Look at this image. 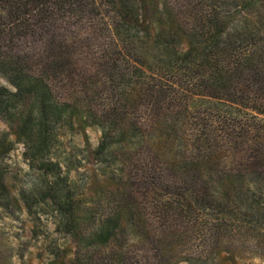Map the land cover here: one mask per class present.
<instances>
[{
	"label": "trees",
	"instance_id": "16d2710c",
	"mask_svg": "<svg viewBox=\"0 0 264 264\" xmlns=\"http://www.w3.org/2000/svg\"><path fill=\"white\" fill-rule=\"evenodd\" d=\"M159 1L0 0V79L4 81L0 121L6 125L0 128V204H20L6 179L4 163L19 144L32 169L53 177L39 196L54 206L58 224L71 232H78L81 221L96 226L80 237L83 259L76 258L75 264H152L142 256L146 244L155 255L160 252L163 264H198L211 255L212 246L222 247L224 242L240 241L264 257V118L260 117H264V0H178L185 3L176 12L159 6ZM149 10L159 17L157 31L150 37V22L144 16ZM176 13L190 14L195 23L194 49L191 46L181 54L169 48L183 40L181 23L173 22ZM73 28L111 39L115 32L116 45L120 42L121 50L132 56L134 48L150 68L174 69L183 64L185 74L200 76V88L240 100L254 111L232 139L231 159L222 161L206 143L196 142L189 152L180 114L171 108L172 95L145 79L137 66L125 79L126 61L111 54L106 60L116 99L106 123L102 122L92 109V74L86 77L75 70L69 45L61 38ZM30 41L43 48L37 56L23 48ZM149 41L153 43L147 50ZM243 46L248 48L245 53ZM64 88L72 90L67 98L62 96ZM140 102L152 110L148 115L153 118V131L148 135L140 133L135 120ZM87 126L100 128L104 142L109 128H114L119 144L129 143L130 148L121 151L119 166H136V149L157 135L162 167L156 165L159 171L152 175L151 164H140L145 168L144 181L166 194L153 205L159 210L157 225L131 193L132 179L121 175L112 190L99 191L98 199L105 202L99 217L93 207L80 212L73 196L77 187L65 181L79 148L74 143L68 146L66 139L72 141ZM104 150L100 143L95 154ZM108 154L113 157L114 151ZM155 227H161L162 234Z\"/></svg>",
	"mask_w": 264,
	"mask_h": 264
},
{
	"label": "rangeland",
	"instance_id": "374dc122",
	"mask_svg": "<svg viewBox=\"0 0 264 264\" xmlns=\"http://www.w3.org/2000/svg\"><path fill=\"white\" fill-rule=\"evenodd\" d=\"M184 3L178 0L164 2L160 0L159 6L167 5L176 12L180 4ZM144 16L150 22L151 34L148 35L150 37L157 31L159 17L151 10ZM173 22L174 24L181 23L182 31L179 32L183 35V40L180 43H172L169 48L175 54H181L195 44L193 40L195 23L190 14L179 15L177 13ZM111 35L114 40L118 41L115 32ZM109 37V35L101 36L83 28L64 31L61 36L69 45L67 50L75 70L86 77L92 74L93 95H95L92 109L100 116L99 119L106 123L105 117L116 99L112 94L114 93V77L109 75L108 60H106V57L111 54V56L119 57L120 61H126L125 66H122L124 68L122 71L126 74L125 79H130V69L137 66L144 72L145 79L161 89L164 88L172 95L174 104L171 108L180 114L181 130L186 136L189 152L196 142L206 143L216 155L220 156L222 161L231 159L233 156L232 139L236 137L247 116L255 112L244 107L240 100L218 96L200 88V76L185 74V65L176 64L174 69L165 67L152 69L139 59L134 48L130 52H134V55H129L124 49L121 50L120 42L116 45V41ZM152 43L149 41L146 45L147 50ZM23 48L36 56L43 50L40 42L37 41L23 43ZM247 49L243 46L242 53H245ZM125 55L128 56L125 58ZM3 82L0 79V83ZM134 83L136 84L137 81ZM68 93H72L71 88L62 89L64 98H67ZM137 110L135 120L140 133L148 135L153 131V118L148 115L152 113V110L144 102L138 104ZM260 117L264 118L261 115ZM5 127L6 125L0 121V128ZM102 140V130L93 126H87L85 130H81V133L78 132L72 141L66 139L68 146L74 143L79 148L77 152L79 155L72 162L74 168L65 181L67 185L77 187L74 189L73 196L80 205V212L93 207L95 217H99V208L105 203L104 199H98L99 191L112 190V185L121 175L132 179L134 185L131 187V193L140 200L145 214L154 216V225H157L159 210L153 205L158 204L160 199L166 197V194L156 184L154 186L144 181L142 174L145 168L140 165L142 163L151 164L154 167L152 175H156L159 171L160 163L157 154L161 148L157 135L154 133L152 138L136 149L133 158L138 164L133 167L117 164L122 161L123 147L129 149L130 145L129 143L123 146L119 144L117 131L114 128H109L107 142ZM100 143H103L108 151L104 150L105 154L97 156L95 149ZM109 150L114 151L113 157L108 154ZM21 151V145H16L4 161L7 169L6 179L10 182L12 194L18 197L20 204L16 207L0 204V264H4L5 261H11V264H75L76 258L83 259L82 252L79 251L80 237L96 226H84L81 221L78 224V232H71L60 223L58 224L59 217L54 206L39 196V191L49 186L53 182V177L42 175L38 169H32L23 160ZM77 216L80 220L83 218L81 215ZM155 228L159 234H162L159 230L161 227ZM127 240V235H125L123 241ZM149 247L150 245L146 244L145 253H142V256L152 264H163L164 260L160 259V252L155 255L156 252L149 250ZM250 247L244 246L240 241L224 242L222 247L214 245L211 247V255L206 259L204 256L200 258L198 264H264V257L255 255ZM128 254L132 255V253ZM177 264L189 263L182 261Z\"/></svg>",
	"mask_w": 264,
	"mask_h": 264
}]
</instances>
